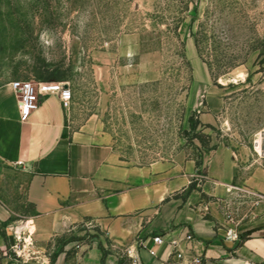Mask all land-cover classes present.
<instances>
[{
	"label": "rangeland",
	"instance_id": "1",
	"mask_svg": "<svg viewBox=\"0 0 264 264\" xmlns=\"http://www.w3.org/2000/svg\"><path fill=\"white\" fill-rule=\"evenodd\" d=\"M13 80L68 86L73 123L132 162L202 163L231 148L238 179L221 205L225 234L264 207L242 182L264 167V0H0V85ZM97 229L87 219L49 239L23 231L34 254L8 247V264H49Z\"/></svg>",
	"mask_w": 264,
	"mask_h": 264
},
{
	"label": "crops",
	"instance_id": "2",
	"mask_svg": "<svg viewBox=\"0 0 264 264\" xmlns=\"http://www.w3.org/2000/svg\"><path fill=\"white\" fill-rule=\"evenodd\" d=\"M200 118L208 123L213 115ZM237 171L225 145L202 163L178 155L148 163L125 159L93 128L75 125L70 100L55 91L43 93L21 121L7 82L0 85V264L10 262L8 231L20 218L42 240L87 219L98 228L88 240L68 242L49 264H132L134 256L140 264H189L195 255L204 264L261 262L264 207L239 228L237 239L226 238L221 228V205L235 193ZM242 182L264 199V167ZM155 235L162 236L159 246Z\"/></svg>",
	"mask_w": 264,
	"mask_h": 264
},
{
	"label": "built area",
	"instance_id": "3",
	"mask_svg": "<svg viewBox=\"0 0 264 264\" xmlns=\"http://www.w3.org/2000/svg\"><path fill=\"white\" fill-rule=\"evenodd\" d=\"M10 86L18 98L19 117L21 121H25L30 115V113L37 108L39 104L40 96L43 93L49 91L58 92L60 97L63 98L65 101H69L72 96V92L70 88L66 85L44 86L40 84L36 86L29 80H13L10 82ZM246 192L250 194L252 193L248 189L246 190ZM26 223H28V221H25L24 224ZM24 224H22L20 227H16V229L13 230L14 232L13 234H11L9 239L10 240L9 251H11L15 257L22 258L23 260L28 259L31 255L34 254V251L31 249V245H32L31 237L30 235L25 234L23 232L28 230H24L21 228ZM225 237L231 239H237L238 233L235 231V229L228 230L225 234ZM193 239L194 237L192 236V234L188 232L185 236V240L187 242H190ZM162 242L163 239L161 235H155L153 237L154 245L159 246L162 244ZM172 247H173L174 256L179 258V260L181 261L183 259L181 251L176 247L175 243H172ZM150 253L155 254V251L151 249ZM132 260H133L132 264H140L137 256L132 257ZM188 263L204 264L203 257L200 255H195L189 259ZM255 264H264V260Z\"/></svg>",
	"mask_w": 264,
	"mask_h": 264
},
{
	"label": "bare ground",
	"instance_id": "4",
	"mask_svg": "<svg viewBox=\"0 0 264 264\" xmlns=\"http://www.w3.org/2000/svg\"><path fill=\"white\" fill-rule=\"evenodd\" d=\"M21 228L25 230L24 225Z\"/></svg>",
	"mask_w": 264,
	"mask_h": 264
}]
</instances>
